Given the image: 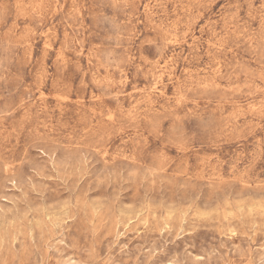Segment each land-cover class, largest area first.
Returning <instances> with one entry per match:
<instances>
[{
    "label": "clouds",
    "instance_id": "9594fccd",
    "mask_svg": "<svg viewBox=\"0 0 264 264\" xmlns=\"http://www.w3.org/2000/svg\"><path fill=\"white\" fill-rule=\"evenodd\" d=\"M0 264H264V0H0Z\"/></svg>",
    "mask_w": 264,
    "mask_h": 264
}]
</instances>
